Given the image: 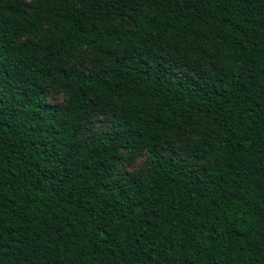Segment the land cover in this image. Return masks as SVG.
I'll list each match as a JSON object with an SVG mask.
<instances>
[{
  "label": "trees",
  "instance_id": "16d2710c",
  "mask_svg": "<svg viewBox=\"0 0 264 264\" xmlns=\"http://www.w3.org/2000/svg\"><path fill=\"white\" fill-rule=\"evenodd\" d=\"M0 264H264V0H0Z\"/></svg>",
  "mask_w": 264,
  "mask_h": 264
},
{
  "label": "rangeland",
  "instance_id": "374dc122",
  "mask_svg": "<svg viewBox=\"0 0 264 264\" xmlns=\"http://www.w3.org/2000/svg\"><path fill=\"white\" fill-rule=\"evenodd\" d=\"M87 62L89 61L87 60ZM63 96L64 95L62 93H56V92L50 91L48 92L47 99L51 104H55V105L62 104ZM91 123H92L93 128L98 131L105 130L108 128V125L104 121L103 116H96L92 118ZM145 157H146V153L144 151L136 153L129 163L123 164L122 166H119V168L122 171L131 173L143 165Z\"/></svg>",
  "mask_w": 264,
  "mask_h": 264
}]
</instances>
